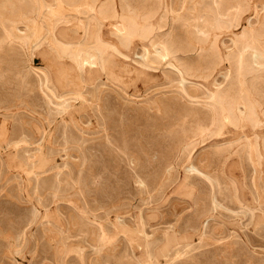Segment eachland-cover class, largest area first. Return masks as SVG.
<instances>
[{
	"label": "rangeland",
	"instance_id": "374dc122",
	"mask_svg": "<svg viewBox=\"0 0 264 264\" xmlns=\"http://www.w3.org/2000/svg\"><path fill=\"white\" fill-rule=\"evenodd\" d=\"M263 11L0 0V264H264Z\"/></svg>",
	"mask_w": 264,
	"mask_h": 264
},
{
	"label": "bare ground",
	"instance_id": "6f19581e",
	"mask_svg": "<svg viewBox=\"0 0 264 264\" xmlns=\"http://www.w3.org/2000/svg\"><path fill=\"white\" fill-rule=\"evenodd\" d=\"M87 4H88V3H87ZM221 5H222V4H221ZM220 9H221V8H220ZM241 9H242V7H241ZM220 11H221V10H220ZM263 12H264V11H263ZM37 13H38V12H37ZM240 13H241V12H240ZM241 16H242V15H241ZM241 16H240V17H241ZM225 18H226V17H225ZM229 20H230V18H229ZM231 20H232V19H231ZM239 20H240V19H239ZM205 21H206V20H205ZM222 21H223V20H222ZM206 22H207V21H206ZM228 23H229V22H228ZM40 26H41V25H40ZM213 26H214V25H213ZM134 32H135V31H134ZM206 40H207V38H206ZM99 44H100V43H99ZM247 48H248V47H247ZM245 50H246V49H245ZM245 50H244V51H245ZM244 51H243V52H244ZM248 51H249V50H248ZM77 52H78V51H77ZM81 55H82V54H81ZM263 55H264V54H263ZM262 57H263V56H262ZM95 60H96V59H95ZM95 60H94V61H95ZM251 60H252V59H251ZM252 62H253V61H252ZM95 63H96V62H95ZM88 64H89V63H88ZM88 66H89V65H88ZM241 66H242V65H241ZM92 67H93V65H92ZM108 68H109V67H108ZM256 68H257V67H256ZM258 72H259V71H258ZM225 74H226V73H225ZM46 80H47V78H46ZM46 82H47V81H46ZM46 90H47V89H46ZM43 97H44V96H43ZM216 98H217V97H216ZM220 98H221V97H219V100H220ZM213 99H214V98H213ZM210 101H211V100H210ZM212 101H213V100H212ZM214 101H215V100H214ZM223 101H225V100H223ZM246 102H247V101H246ZM50 103H51V102H50ZM208 103H209V102H208ZM217 103H218V100H217ZM218 105H219V104H218ZM224 105H225V103H224ZM224 105H223V106H224ZM206 107H207V106H206ZM65 110H66V109H65ZM228 111H229V110H228ZM238 111H239V110H238ZM229 112H230V111H229ZM230 113H231V112H230ZM229 116H231V115H229ZM225 117H226V116H225ZM255 121H256V120H255ZM258 124H259V123H258ZM254 125H255V124H254ZM66 142H67V140H66ZM66 149H67V148H66ZM192 171H193V170H192ZM41 178H42V177H41ZM150 244H151V243H150ZM147 245H148V244H147ZM149 246H150V245H149ZM149 246H148V247H149ZM153 247H154V246H153ZM191 247H192V246H191ZM149 249H150V248H149ZM151 249H152V247H151ZM149 251H150V250H149ZM176 251H177V250H176ZM176 253H177V252H176Z\"/></svg>",
	"mask_w": 264,
	"mask_h": 264
}]
</instances>
